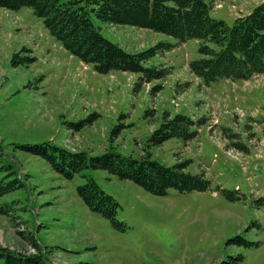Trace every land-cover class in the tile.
<instances>
[{
	"label": "rangeland",
	"instance_id": "obj_1",
	"mask_svg": "<svg viewBox=\"0 0 264 264\" xmlns=\"http://www.w3.org/2000/svg\"><path fill=\"white\" fill-rule=\"evenodd\" d=\"M262 1L216 0L209 14L231 26ZM91 20L130 53L172 44L144 62L164 76L98 73L31 8L0 7V250L39 252L44 264H264V75L204 84L189 69L201 56L198 40ZM177 113L194 137L153 142ZM43 142L89 156L147 152L165 165L187 162L210 187L155 195L90 166L67 178L23 148ZM87 176L117 201L119 226L78 195Z\"/></svg>",
	"mask_w": 264,
	"mask_h": 264
},
{
	"label": "trees",
	"instance_id": "obj_2",
	"mask_svg": "<svg viewBox=\"0 0 264 264\" xmlns=\"http://www.w3.org/2000/svg\"><path fill=\"white\" fill-rule=\"evenodd\" d=\"M216 0H0L6 10L31 8L42 20L48 32L73 56L98 73L115 70L141 72L142 82L164 76L162 71L146 67L144 62L156 52L159 43L149 49L130 53L102 36L93 24L91 14L110 24H128L148 28L172 36L182 43L190 39L199 41L200 58L189 62L190 71L209 84L221 78L246 80L254 74H264V1L248 13L235 18L228 26L224 20L210 16L209 10ZM191 120L183 114L165 118L151 137L155 143L177 136L184 141L194 137L188 131ZM23 148L50 161L67 178L86 167L107 170L121 179H130L155 195H165L169 189L180 192L205 191L209 180L203 173H189L187 162L165 165L150 158L145 152L139 158L124 156L114 151L89 156L83 151L71 152L47 142L24 145ZM55 150H58L55 153ZM85 205L101 213L114 225L117 201L103 191L92 176L77 187ZM39 252L32 255L14 254L0 250V258L7 264H44Z\"/></svg>",
	"mask_w": 264,
	"mask_h": 264
}]
</instances>
